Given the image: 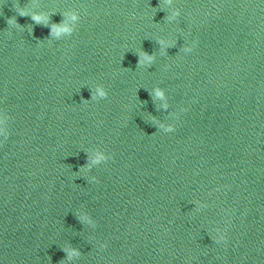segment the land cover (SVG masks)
Wrapping results in <instances>:
<instances>
[{"label":"water","instance_id":"obj_1","mask_svg":"<svg viewBox=\"0 0 264 264\" xmlns=\"http://www.w3.org/2000/svg\"><path fill=\"white\" fill-rule=\"evenodd\" d=\"M0 115V264H264V0H0Z\"/></svg>","mask_w":264,"mask_h":264},{"label":"clouds","instance_id":"obj_2","mask_svg":"<svg viewBox=\"0 0 264 264\" xmlns=\"http://www.w3.org/2000/svg\"><path fill=\"white\" fill-rule=\"evenodd\" d=\"M167 5H172L173 0H165ZM19 5V4H18ZM16 12L20 16L24 15H30L33 20L37 22H43L47 23L49 19V14L45 12H35L32 11L31 8H27L24 6H17L16 7ZM179 15V9L172 8L170 11V14L167 15V20L171 21L175 19ZM65 17L66 19L62 23H55L51 25V35L53 38H60L61 36L70 34L73 32L74 27L76 22L79 20V15L76 11H69L65 12ZM7 24L12 25V26H17L20 27L21 25L17 23L16 16H11L7 19ZM161 44V53H163L168 47L171 46L173 41H168L165 39H160L159 40ZM185 52L191 51V46H185L184 48ZM155 56L151 54H144L143 52L140 53L139 55V60L138 63L142 65H151L152 62L154 61ZM107 91L102 85H96L94 91L91 92V98L96 99V98H103L107 96ZM152 94L154 97L159 98L162 101V107L165 109L168 108V103H167V98L164 89L160 87H155L152 89ZM152 119H155L152 117ZM7 120L6 115H0V132H3L6 135V129L2 126L4 122ZM159 127L163 128L165 131H171L173 125L168 124L165 125L163 123L159 124ZM109 157L101 150L96 149L89 153V161H88V166L87 168H91L94 165H97L101 163L102 161L107 160ZM92 180H95V177H91ZM81 219L86 220L88 223L94 224V221L89 218V216L86 213H81ZM217 240H223L225 237L223 235H220L216 237ZM64 251L66 253V258L69 261L74 260V258L80 256V251L79 249L72 248L71 246H67L64 248Z\"/></svg>","mask_w":264,"mask_h":264}]
</instances>
